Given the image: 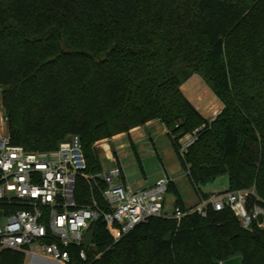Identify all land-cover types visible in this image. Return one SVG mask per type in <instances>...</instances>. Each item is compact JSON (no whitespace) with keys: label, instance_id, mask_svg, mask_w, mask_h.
<instances>
[{"label":"trees","instance_id":"16d2710c","mask_svg":"<svg viewBox=\"0 0 264 264\" xmlns=\"http://www.w3.org/2000/svg\"><path fill=\"white\" fill-rule=\"evenodd\" d=\"M191 74L222 104L212 120L183 93ZM0 87L11 144L48 150L77 134L94 173L96 142L157 120L193 186L227 174V190L264 204V0H0ZM90 195L79 179L77 203ZM91 230L85 260L71 245L67 264H264V227L228 208L150 218L117 242L101 220ZM0 264L24 255L2 249Z\"/></svg>","mask_w":264,"mask_h":264},{"label":"built area","instance_id":"2783aa9c","mask_svg":"<svg viewBox=\"0 0 264 264\" xmlns=\"http://www.w3.org/2000/svg\"><path fill=\"white\" fill-rule=\"evenodd\" d=\"M0 125L6 127V119ZM195 134L179 148L181 156ZM116 162L107 171L87 173L77 134L66 136L48 150H28L11 144L8 133L0 134V250L21 252L24 264H67V247L71 245L80 247L78 256L85 260L84 236L99 220L117 242L150 218L179 221L193 213L205 216L210 207L215 211L228 208L246 230L253 223L264 227V204L255 201L249 205L250 196L258 200L254 189L206 193L194 206L185 210L174 206L168 215L165 195L172 184L169 176L134 189L124 182L123 169ZM79 179L89 187V202L78 204L75 199ZM95 192L102 205L96 201Z\"/></svg>","mask_w":264,"mask_h":264},{"label":"rangeland","instance_id":"374dc122","mask_svg":"<svg viewBox=\"0 0 264 264\" xmlns=\"http://www.w3.org/2000/svg\"><path fill=\"white\" fill-rule=\"evenodd\" d=\"M181 88L184 95L207 120H212L222 109L219 99L198 75L191 74ZM4 119H6V127L0 125V134L7 133V117L0 87V121ZM167 132L162 122L154 120L142 127L132 129L128 135L122 133L96 142L101 169L107 171L118 161L123 169L124 182L134 189L148 187L157 179L167 175L187 208L198 202V190L202 193H210L228 188L227 174L193 186L187 172L180 164ZM190 139V135L180 137L179 148ZM174 201L173 191H168L165 195V211L168 215L173 212ZM222 264H240V258L235 256Z\"/></svg>","mask_w":264,"mask_h":264},{"label":"water","instance_id":"95a60500","mask_svg":"<svg viewBox=\"0 0 264 264\" xmlns=\"http://www.w3.org/2000/svg\"><path fill=\"white\" fill-rule=\"evenodd\" d=\"M92 241H93V231L90 230V231H88V232L85 234L83 242H84V244H86V245H90V244H92Z\"/></svg>","mask_w":264,"mask_h":264}]
</instances>
